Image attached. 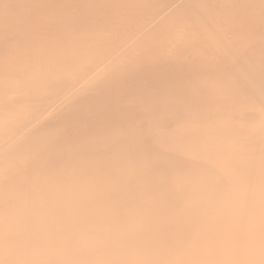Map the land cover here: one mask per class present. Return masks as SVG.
Wrapping results in <instances>:
<instances>
[{"label":"bare ground","instance_id":"6f19581e","mask_svg":"<svg viewBox=\"0 0 264 264\" xmlns=\"http://www.w3.org/2000/svg\"><path fill=\"white\" fill-rule=\"evenodd\" d=\"M0 264H264V0H0Z\"/></svg>","mask_w":264,"mask_h":264}]
</instances>
